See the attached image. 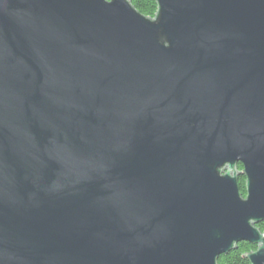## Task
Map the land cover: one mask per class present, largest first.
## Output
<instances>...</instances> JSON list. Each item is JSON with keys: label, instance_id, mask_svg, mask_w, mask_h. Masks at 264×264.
Masks as SVG:
<instances>
[{"label": "water", "instance_id": "1", "mask_svg": "<svg viewBox=\"0 0 264 264\" xmlns=\"http://www.w3.org/2000/svg\"><path fill=\"white\" fill-rule=\"evenodd\" d=\"M155 1L0 0V264H264V0Z\"/></svg>", "mask_w": 264, "mask_h": 264}, {"label": "trees", "instance_id": "2", "mask_svg": "<svg viewBox=\"0 0 264 264\" xmlns=\"http://www.w3.org/2000/svg\"><path fill=\"white\" fill-rule=\"evenodd\" d=\"M130 2L133 7L148 18H153L157 12V3L155 0H130ZM242 169L243 166L239 165V170ZM245 185V176H241L239 178V186L244 196L246 195ZM257 227L264 233V223L257 225ZM255 250H257V247L254 245L246 242L239 243L237 249L219 258V264H250L245 256Z\"/></svg>", "mask_w": 264, "mask_h": 264}]
</instances>
